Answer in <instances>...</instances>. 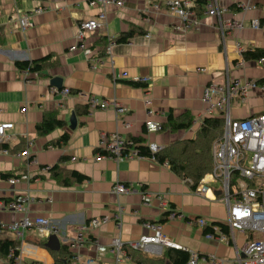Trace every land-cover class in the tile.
Segmentation results:
<instances>
[{"label":"crops","instance_id":"1","mask_svg":"<svg viewBox=\"0 0 264 264\" xmlns=\"http://www.w3.org/2000/svg\"><path fill=\"white\" fill-rule=\"evenodd\" d=\"M89 1L0 0V123L14 124L7 131L10 140L5 146L0 145V224L16 222L26 215L42 216L52 220L56 228V232L47 234L37 228L27 229L23 240L3 230L0 239L24 244L30 255L25 256L23 264H56V248H69L68 243L80 234L83 244L69 248L75 255L71 264H86L88 260H94L93 264H136L128 255L117 262L111 253L99 254L97 246L109 245L120 235L128 250L130 242L152 233L145 224L153 222L162 224L163 233L190 254L235 259L247 242L245 235L236 233L231 243H221L206 238L205 228L194 220L204 217L209 222H225L227 209L221 201L218 182L210 183L212 190L200 196L188 177L149 157L119 161L109 157L96 161L95 157L104 133L119 131L127 141L143 138L145 144L155 142L164 147L194 139L204 119L203 90L211 82L225 83L226 64L232 79L261 82L264 66L255 60L247 61L244 67L237 66V45L248 50L264 49V30L246 25L224 32L223 25L243 16L247 20H264V0H205L202 4L195 0L199 25L186 32L176 29L177 19L168 12L166 0H125L121 8L108 6L105 26L87 31L85 40L97 51H104L100 40H112V62L107 53L99 56L100 60L91 61L82 50H70L77 43L75 34L81 21L95 17L100 10L91 8ZM248 2L254 8L242 12L238 5ZM154 3H160L161 8L153 9ZM209 3L224 7L227 12L220 18L210 16L206 10ZM39 8L43 10L38 13ZM22 16H28L31 22L24 32L19 25ZM133 29L137 33L129 42H116ZM44 57L50 58L44 62L42 72H30L16 65ZM201 68L207 71H198ZM124 73L128 76L124 77ZM53 77L62 78V88L51 85ZM143 77L148 81L135 80ZM63 88L72 93L64 96L59 93ZM88 95L116 98L127 110L123 114L107 109L76 115L78 126L70 129L72 114L77 108L87 107L84 97ZM147 97L151 98L153 119L164 124L171 115L180 118L188 114L193 119L192 126L148 133L144 125L148 117ZM263 111L264 88L258 86L245 101L233 99L230 115L240 119ZM49 113H55L67 125L40 135L37 125ZM64 133L70 135L68 143L56 146ZM26 150L29 156L21 155ZM64 156L69 160L60 164L62 169L77 171L88 179L65 187L52 178L49 170L42 171L58 164ZM10 179L16 182L11 183ZM116 182L131 186L133 192L114 194L112 187ZM144 194L152 195L149 205L142 200ZM20 197L30 199L23 204V210L6 207ZM119 203L124 206L121 231L113 220ZM167 213L174 214L173 218L163 220ZM104 216L110 221L89 231L78 230V226ZM166 249L150 245L139 251L148 258L159 259ZM8 263L9 258L0 255V264ZM196 264L206 263L198 260Z\"/></svg>","mask_w":264,"mask_h":264},{"label":"built area","instance_id":"2","mask_svg":"<svg viewBox=\"0 0 264 264\" xmlns=\"http://www.w3.org/2000/svg\"><path fill=\"white\" fill-rule=\"evenodd\" d=\"M125 0H91L89 6L91 8H99L95 17L81 21L79 28L76 31L75 39L77 43L70 48L71 51L82 50L87 58L91 61L100 60L98 51L95 47L89 46L85 40L87 31H97L104 27L107 21L106 8L111 5L123 7ZM195 0H166L165 5L170 14L176 17V29L186 32L195 29L199 25V19L196 17ZM207 14L210 16L222 17L227 12L226 8H221L216 3L206 5ZM238 7L242 12H246L254 6L245 3L239 4ZM102 8V9H101ZM104 8V9H103ZM152 8L159 10L160 3H154ZM39 8L36 12H41ZM150 11V10H149ZM19 25L22 32L26 31L30 26L28 16L19 18ZM249 25L256 30H264V23L257 17L247 20L245 16L240 19H233L223 25V31L243 29ZM147 37H150L148 35ZM114 44L110 40L106 52L112 62V48ZM243 45H237V52L240 59L237 62L238 67H244L246 60L243 57V52L246 51ZM258 64L264 66V56L255 60ZM95 67V66H93ZM229 65L226 64L227 79L224 84L211 82L208 84L202 94V101L206 108L204 111L205 117H222L225 121L222 137L215 141L212 146L213 169L206 175L195 188V193L200 196L207 195L212 190L210 183H219L221 201L227 209V218L224 225L228 228L225 233L219 224L209 222L204 217L194 219L201 227H212V231L205 233V237L211 240H216L221 243H231L235 238L236 233L243 234L247 237V242L241 252H238L235 259L228 260L215 255L199 256L191 253L188 264H196L198 260L204 261L206 264H264V111L250 115L248 117L233 119L230 115L231 103L233 99L239 98L245 101L253 88L260 86L264 88V77L262 81L256 79L237 78L232 79L229 75ZM198 71L206 72V68H201ZM128 76L127 73L123 74ZM135 80L147 82L148 78H136ZM56 91V90H55ZM58 92V91H56ZM59 93L64 96L71 94L69 88H63ZM85 98L86 105L90 111L114 109L117 114L126 112V107L116 98L103 99L96 95H88ZM147 106V115L144 125L148 133L160 132L163 130V124L160 121L153 119L155 113L151 108V98L145 99ZM27 107L22 109L25 112ZM12 122L0 123V145L10 140L8 130L13 129ZM130 141L125 140L119 131L103 134L99 150L105 151L106 154L98 152L95 160H101L109 157L116 161L122 159H131L136 157H144L136 148L128 151ZM32 145L31 141H28ZM149 151L154 154L161 151L164 146H160L155 142L146 143ZM23 156H29L28 150L21 153ZM154 159V157H150ZM44 168L42 171H47ZM234 174L239 175V182L233 184ZM208 178V179H207ZM11 183L16 182V179H10ZM112 192L118 196L133 192V188L120 182H116L112 187ZM142 200L146 205L152 203V195L144 194ZM30 199L20 197L16 200L5 204L6 207L13 210H23V204ZM2 203H0L1 205ZM124 206L119 203L118 209L114 214L113 220L117 226V230L121 231L123 223ZM174 214L170 217L173 218ZM110 221V217L104 216L101 218H93L88 223L78 226L80 232L89 229H95L100 225ZM145 227L151 230L152 233L144 234L136 241L130 242V248L135 250H146L150 245H160L162 247H170L175 249H183L180 245L173 242L168 236L163 233L162 224L147 222ZM30 228H37L40 232L54 233L56 228L52 220L46 217L24 216L16 222L4 225L0 224V231L8 230L17 236V239H24V232ZM120 233V232H119ZM256 234H260L261 238L257 239ZM252 235V237H249ZM72 248H78L83 244L82 234L77 239L70 243ZM126 245L120 235L113 238L109 245H98L99 254L111 253L115 256L116 261L120 262L122 257H127ZM185 250V249H184ZM14 251H17L15 254ZM15 264H23L25 256L28 255V250L22 246H18L12 250ZM30 255V254H29ZM94 260L86 261V264H93Z\"/></svg>","mask_w":264,"mask_h":264},{"label":"trees","instance_id":"3","mask_svg":"<svg viewBox=\"0 0 264 264\" xmlns=\"http://www.w3.org/2000/svg\"><path fill=\"white\" fill-rule=\"evenodd\" d=\"M203 2H205V0L197 1L198 4H202ZM261 22L264 23V20H261ZM136 33L137 29L130 30L116 39V42L127 43ZM99 43H101L104 47L101 48V50L104 51L99 50L97 55L102 56L107 53L105 49H107L110 39H102ZM262 56H264V49H246V51L243 52V57L246 61L256 60ZM49 58L50 57H44L32 62H17L16 65L20 69L28 70L30 72H42L45 68L44 62H46ZM75 112L76 115H87L90 110L88 107H83L77 108ZM192 124L193 119H191L188 114H183L180 118H174V116L171 115L168 118L167 123L163 124V129L168 128L171 131L185 130L190 128ZM66 125V121L59 119L55 113H49L46 114L42 122L37 125V131L40 135H46L57 128H64ZM224 126L225 121L222 117H205L202 121L201 128L194 139L177 141L167 147H164L161 151L152 154L146 146L143 138H132L130 141L131 143L128 146V151L132 148H136L139 150L140 155L149 158L154 157L157 162L167 164L174 172L180 174L181 176L188 177L191 182L190 184L194 189L202 178H204V176L213 169L212 146L215 141L222 137ZM69 139L70 135L68 133H64L55 145H65L68 143ZM3 146H5V144H3ZM98 152L106 154V152L101 149H98L97 153ZM68 160L69 158L66 156L61 157L58 164L48 168L52 178L65 187L87 180V176L82 175L77 171H68L61 168L60 164L67 162ZM9 176L10 175H4V177ZM238 182L239 175L234 174L233 184H237ZM170 214L171 213L165 214L163 220H167ZM214 223L219 224L225 233L228 232V228L222 222ZM211 231L212 227L205 228V233H209ZM249 237H252V235ZM18 246H20L19 241L0 239V255L3 258H9L8 264H15V255L12 254V250H15ZM69 248L71 249V245H69ZM69 248L67 246H62L58 249V251L54 252L57 258L56 264L72 263L75 255ZM126 251L127 255L130 256L136 264H166L167 262L170 264H188L191 257V254L186 250L170 247L166 249L163 256L159 259L148 258L139 250H135L133 248H129L128 250L126 249ZM14 253L16 254L17 251H14Z\"/></svg>","mask_w":264,"mask_h":264},{"label":"water","instance_id":"4","mask_svg":"<svg viewBox=\"0 0 264 264\" xmlns=\"http://www.w3.org/2000/svg\"><path fill=\"white\" fill-rule=\"evenodd\" d=\"M51 85L55 86L56 88H62V78L60 77H53L51 79ZM78 126V118L76 116L75 113L72 114L71 118H70V129H75ZM56 248V247H55ZM56 249H59L58 247Z\"/></svg>","mask_w":264,"mask_h":264},{"label":"rangeland","instance_id":"5","mask_svg":"<svg viewBox=\"0 0 264 264\" xmlns=\"http://www.w3.org/2000/svg\"><path fill=\"white\" fill-rule=\"evenodd\" d=\"M171 216V214L169 215V218H172V217H170ZM227 218V217H226ZM256 237H257V239H260L261 238V235L260 234H256Z\"/></svg>","mask_w":264,"mask_h":264}]
</instances>
